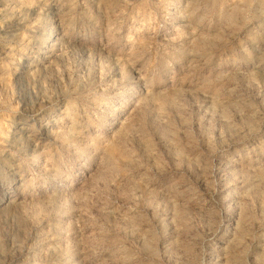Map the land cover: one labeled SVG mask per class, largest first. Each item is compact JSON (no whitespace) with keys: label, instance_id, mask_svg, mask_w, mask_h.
I'll list each match as a JSON object with an SVG mask.
<instances>
[{"label":"rangeland","instance_id":"obj_1","mask_svg":"<svg viewBox=\"0 0 264 264\" xmlns=\"http://www.w3.org/2000/svg\"><path fill=\"white\" fill-rule=\"evenodd\" d=\"M0 264H264V0H0Z\"/></svg>","mask_w":264,"mask_h":264}]
</instances>
